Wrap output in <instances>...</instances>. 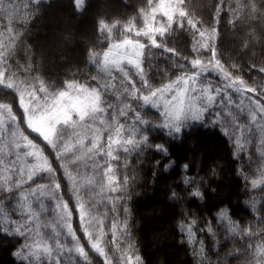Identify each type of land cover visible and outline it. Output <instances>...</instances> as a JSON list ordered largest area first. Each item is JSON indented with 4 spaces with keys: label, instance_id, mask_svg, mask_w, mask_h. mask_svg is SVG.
I'll list each match as a JSON object with an SVG mask.
<instances>
[{
    "label": "trees",
    "instance_id": "obj_1",
    "mask_svg": "<svg viewBox=\"0 0 264 264\" xmlns=\"http://www.w3.org/2000/svg\"><path fill=\"white\" fill-rule=\"evenodd\" d=\"M160 2L0 0V71L26 93L40 96L69 84L95 89L104 109L95 120L86 121V128L63 125L57 138L60 147L54 150L28 128L19 92L0 85V104L11 105L15 117L13 121L6 109H0V264H29L13 255L25 244L38 246L33 249L32 264H56L57 260L104 264L84 237L79 204L84 205L86 217L98 220L103 230L100 244L113 264H123L122 256H131L129 264H136V256L140 264H264V221L258 211L264 207V119L259 111L256 120L251 119L245 95L262 102L264 96L226 88L228 95L208 107L202 120L184 122L180 134L164 128L161 109L142 99L197 71L192 60L209 62L211 50L197 52L193 44L203 43L198 30L212 28H218V38L209 43L217 45V58L230 78L241 77L250 87L264 88V75L257 71L264 67V0H182L187 13L184 27L180 28L174 14V31L166 38L152 33L158 44L175 48V54L152 45L145 35L146 28L168 24ZM188 19L196 23V29ZM54 34L68 42L57 41V53L48 44ZM204 39L208 40L207 34ZM123 40L144 46L139 67L104 66V52ZM197 77L214 86L226 82L212 69ZM120 125L123 130L117 136ZM20 132L43 151L51 173L37 171L29 179L28 164H35V159L24 156L23 147L18 146L26 141ZM143 135L148 140L139 148L126 145L127 153L115 142L131 137L140 143ZM94 136L99 137L95 147ZM110 136L111 157L107 155ZM156 144H164L167 153L157 150ZM184 163H189L188 170L181 169ZM109 176H114L111 186ZM196 189L202 198L192 195ZM65 204L67 213L61 211ZM68 223L84 245L87 261L74 249L69 251L73 242ZM25 225L31 230L25 236L3 232L4 227L15 231Z\"/></svg>",
    "mask_w": 264,
    "mask_h": 264
},
{
    "label": "snow or ice",
    "instance_id": "obj_2",
    "mask_svg": "<svg viewBox=\"0 0 264 264\" xmlns=\"http://www.w3.org/2000/svg\"><path fill=\"white\" fill-rule=\"evenodd\" d=\"M81 0H77V4H79ZM162 8H167V14H164L168 18V24L166 26H162L158 29H149V31L145 32V35H149L151 39L152 45L162 48L165 52L168 53H176V49L173 47H168L166 43H161L158 44L157 40L155 38H152V33L157 32L161 37H167L169 35V32L174 31V28L172 27L174 24L173 16L174 14H178V17L180 19V28L184 27L183 20L187 16V13L182 5V0H175V3H170L168 5H162ZM155 11V9H154ZM188 24L193 28L196 29L197 25L192 19H188ZM100 26L104 27V22H100ZM199 32V37L200 40L203 41V43L199 44V47H197L196 44H193V50L194 51H199L200 48H209L212 52V57L209 60L208 64L205 65L202 63L200 59H194L191 61L192 65L197 68V71L193 72L190 76H188L186 79H183L182 84L183 87H181V78H177V81L174 82L173 84L167 85L164 89H157L156 92H152L150 95H144L142 97L143 101L147 104L151 102L152 106L155 108L157 107L161 100L163 99V93L165 91H172L175 90V95H173L172 100L164 101V110L162 112V116L164 118V124L163 127L166 129H171L173 132L180 134L182 133V127L183 123L186 122L189 117L194 120H202L203 116L202 114L207 111V108H200L198 110L194 109V104L193 102L197 99L195 96L189 95V86H192V90L195 91V83H196V78L197 76L200 75L201 72H208L209 68L212 69V71H219L223 77L229 78L230 83L226 86L234 88L237 92H252L256 93L259 96H264V88H261L259 85L256 86H248L246 82L244 81L243 78L241 77H236L234 80L230 78V73L224 68V66L221 63V60L218 59V48L215 43H209L210 40L213 38H218V28H212L210 31H201L198 30ZM206 34L208 35V40H205ZM125 44L131 46L130 50L125 49L123 53L119 52L118 49L119 47L114 46L117 51L116 53L120 57L115 65L117 67L120 66V61L127 59L129 63L136 64L137 67H139V57L141 55V52L144 48L142 44H140L138 41L133 43L132 41H125ZM3 54L0 53V58H2ZM107 65V64H105ZM177 67H181V65L177 64ZM235 67V65H233ZM259 73L264 75V67H261L257 69ZM147 83V81H145ZM237 84L240 85V87H237ZM0 85H5L8 88L15 89L16 91L19 92V104L21 108L23 109L24 112V117L26 119L27 125L29 129H32L35 133H38L39 136L43 138V141H45L48 145H50L54 150L58 149L60 145L57 143V138L62 134L63 131V125H73V126H80L82 128L88 127L86 121L87 120H95L96 114L99 112H103L104 109L100 106L101 105V96L100 94L95 90L91 89V91L97 98V104L93 106L91 109L86 110V111H80V110H73V109H68L67 112L62 110V106L60 105V100L59 98L62 96L67 95V92L65 91H60L59 94L51 99L50 102L45 101L44 104H38L34 100L31 99V97L34 95L33 93H28L29 100H25V93L26 89H23L19 86V84L12 78L7 77L6 73L3 71H0ZM68 87L70 89L74 88V85L69 84ZM206 91V90H205ZM221 91V89H217V92ZM159 93V95H158ZM135 95V93H133ZM249 101V110L251 112V119L256 120V111H259L262 114V119H264V102H262L260 99H257L256 96H251V97H245ZM213 102V96L208 95L207 97V105L211 106ZM229 104L232 103L231 99L229 98L228 101ZM0 109H6L8 116L15 121V117L12 116V107L11 105L4 103L0 104ZM73 113L76 114L78 117V120L73 118ZM121 115H126V113L121 112ZM41 116H47L48 117V124L50 127V135L45 138L44 135L41 134L40 131H37L34 127L30 126L29 124V118H37ZM220 113L218 112L216 114L217 119H219ZM136 119H140V113H136ZM3 122V117L0 115V123ZM144 123H147V121H144ZM215 123V121H213ZM123 130V125H120L119 127L116 128V133L117 136L121 133ZM225 132H227V127H225ZM172 133L169 132V135ZM20 137L24 140L27 141V146L29 148L34 149V151L29 152L28 155L30 156H35L37 163L32 166L33 171L30 172L29 174V179H32V176L35 175L37 171H48L51 173L53 171L51 165L47 161V157L44 156L43 151L38 148L37 145L33 144L31 140H28L26 136H24L23 132L19 133ZM148 140L147 135H143L141 137V142L137 143L134 141L131 137L127 140H117L115 141L117 144H120L123 148L124 151L127 153L129 151V148L126 145H134L135 147L139 148L142 146V143ZM99 141L98 136L93 137V147L96 146V144ZM155 148L157 150L163 151L167 153V148L165 147L164 144H156ZM65 152L68 151V148L66 147L64 149ZM101 151L103 149L101 148ZM61 153L57 151V156H60ZM107 155L109 157L112 156V137H109V150L107 152ZM182 170H188L189 169V163H184L181 166ZM109 171H111V168H109ZM214 171V170H213ZM68 174V173H66ZM69 175V178L71 179V175ZM53 182L55 183V177H52ZM109 186H111L112 181L114 180V176H109ZM187 182V181H185ZM257 183L256 180L252 181L253 186H255ZM55 187L59 188L60 184L55 183ZM38 188H44V185H38ZM115 190V189H113ZM49 195H52L51 192L48 193ZM192 195L194 197H200L201 196V191L199 189H196L192 192ZM177 196V193L175 191L172 192V197L175 198ZM79 199V197H78ZM80 208V215L83 220L85 217V209L83 204L78 205ZM57 208H61L59 204H57ZM62 212L67 213V205L65 204L63 208L61 209ZM258 211L262 212V215L260 217L261 221H264V207L259 209ZM125 212H127V209H125ZM223 214V213H221ZM70 215V213H69ZM31 220V216L28 218ZM63 219V217H62ZM12 223H16V221H12ZM195 223V221H193ZM92 227L91 224H89L87 227H85V233L88 236V240L91 244V248L95 250L96 253L99 254L100 257L103 258L104 264H113V260L109 258L108 253L106 252L105 248L101 246L100 244V239H93V234L91 231H89V228ZM127 227V225H125ZM31 231L30 229L27 228V225L24 226V229L22 230L20 227H17L15 231H10L8 227L3 228V232H10V233H16L21 236H25L27 232ZM67 232L71 236L73 245L71 248H69V251H74L79 254L80 257H83L85 261L88 260V253L85 251L84 245L80 243V240L77 238L75 232L72 230V226L70 223L67 224ZM59 235V233L57 234ZM100 236H103V230L101 229ZM113 236L115 237V226H114V231H113ZM191 238V237H190ZM58 246L63 249L64 245L59 244V241H57ZM34 245H29L25 244L23 245L19 250H16L13 252V255L17 257L18 259L22 261L29 262V264H32L31 257L34 254L33 249ZM27 249V251H25ZM47 252H51L50 248L45 247L44 249ZM131 251V249H129ZM140 257L136 256L135 257V262L136 264H140ZM131 260V256L128 258H124L123 256L121 257V261L123 264H129V261ZM56 264H60V261L57 260Z\"/></svg>",
    "mask_w": 264,
    "mask_h": 264
},
{
    "label": "rangeland",
    "instance_id": "obj_3",
    "mask_svg": "<svg viewBox=\"0 0 264 264\" xmlns=\"http://www.w3.org/2000/svg\"><path fill=\"white\" fill-rule=\"evenodd\" d=\"M170 3H171L170 0H161V2H160V10H162L163 13L165 12V14H167L168 9L166 7L162 8L161 6L162 5H168ZM146 29L148 31L149 29H151V27L146 28ZM61 30H63V28ZM57 41L58 42L63 41V42H65V44L68 45V42L64 39V37H62L59 34L58 35L54 34L52 36H49L48 44L50 43V47H52L53 49L54 48L56 49L55 50L56 53L59 52L58 50H60L59 49L60 46H58L59 48L56 47V44L58 43ZM125 41L126 40H123L121 42L113 43L104 52L103 60H102L104 66L111 67V68L117 67L115 65V63L117 62V60L120 57L116 53L117 49L114 46L119 47L118 51L121 52V53H123L125 51V49L130 50L131 46L125 44L124 43ZM127 41H132V40H127ZM132 42L135 43V41H132ZM54 45H55V47H54ZM124 63L131 64V65H136V64H133V63H129V61L127 59H124V60L120 61V66L123 65ZM105 64H107V65H105ZM203 64L207 65L208 63H203ZM210 69L211 68H209V70ZM214 72L217 73L218 76H220L223 79H225L226 82H223V83L220 82L218 85L214 86L212 84H206V83L201 82L200 79L197 77L196 78V83H195V91L192 90V86L191 85L189 86V95L197 97V99L193 102L195 110H198L200 108H208V107L213 106L214 104H219V102L222 99H224L226 97V95H228V93H229L226 88H232V87L226 86V85H228L230 83L229 78L223 77V75L219 71H214ZM201 73L205 74V72H201ZM187 77L188 76L179 77V78H181V87H183V84H182L183 79H186ZM232 80H234V79H232ZM176 81H177V79L175 81L169 83L168 85L173 84ZM237 87H240V85L237 84ZM164 88H162V89H164ZM217 89H221V91L217 92ZM232 89H234V88H232ZM89 90L90 89H87V88H84V87L75 86V85H74V88H72V89L67 87L65 89L60 90V91L67 92V95L62 96V97L59 98L60 105L62 106V110L67 112L68 109H73L74 111L75 110L86 111V110L91 109L93 106H95L97 104V98ZM60 91H56L55 93H52L51 95L47 94V95H43V96H40V95H37L36 93H33L34 95L31 97V99L34 100L38 104H44L45 101L50 102L51 99L53 97L57 96ZM28 93H31V92L25 93V100L26 101H28L30 99L29 96H28ZM240 93H243V92H240ZM175 94H176L175 90L165 91L163 93V99L161 100L160 104L158 105V107L161 109V112H163V110H164V101L165 100L171 101L173 95H175ZM158 95H159V93H158ZM208 95L213 96V102H212L211 106H208L207 103H206ZM243 95H245V94H243ZM245 96L249 97L250 95H245ZM73 118L78 120V117L76 116L75 113H73ZM190 119L191 118L189 117L188 120H190ZM29 124H30V126L34 127L37 131H40L41 134L45 136V138H47L50 135V131L51 130H50V127H49V124H48V117L47 116H41V117H37V118H31L30 117L29 118ZM18 146H22L23 147V150L25 152L24 156L27 155L29 152L34 151V149L29 148L27 146V142L26 141H24L22 144L19 143ZM30 157L35 159L33 162L36 164L37 163L36 157L35 156H30ZM22 161L25 162V160H23V159H22ZM35 164H28V168L30 169V172L33 171L32 166L35 165ZM30 216H31V211H30ZM30 216H28L27 219ZM59 217H62L61 213H59ZM79 224L81 226V229H82V232L84 234V237L87 239V241H89V240H88L87 234L85 233V227H87L89 224L92 225V227L89 228V231L92 232L93 239L94 240L97 239V238L101 239V236H100V232H101L100 229L101 228L99 227L97 219H95L92 216L89 218V216L87 215V217L85 216L83 218V220H82L81 215H80V210H79Z\"/></svg>",
    "mask_w": 264,
    "mask_h": 264
},
{
    "label": "clouds",
    "instance_id": "obj_4",
    "mask_svg": "<svg viewBox=\"0 0 264 264\" xmlns=\"http://www.w3.org/2000/svg\"><path fill=\"white\" fill-rule=\"evenodd\" d=\"M201 196L203 197V193L201 192Z\"/></svg>",
    "mask_w": 264,
    "mask_h": 264
}]
</instances>
